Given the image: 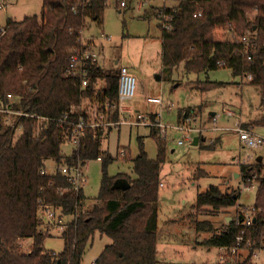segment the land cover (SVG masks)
<instances>
[{
    "label": "trees",
    "instance_id": "obj_1",
    "mask_svg": "<svg viewBox=\"0 0 264 264\" xmlns=\"http://www.w3.org/2000/svg\"><path fill=\"white\" fill-rule=\"evenodd\" d=\"M174 1L171 7L154 8L161 32L162 69L171 74L175 67L183 65L185 73L199 75L220 67L217 61L225 60L223 66L229 67L233 75L250 74L249 83L258 88L263 109L251 119V124L264 127V0ZM106 2L42 0L40 14L24 15L21 19L7 17L0 30V105L7 103L6 93L10 92L14 97L11 107L49 118L38 124L33 117L21 116L13 124H6L0 112V264H81L96 232L111 241L94 258V264H158L157 201L165 151L156 131L150 130L157 143L154 158L148 156L138 137L139 150L131 158L136 175L132 178L124 173L108 174L113 157L107 149L103 150L104 130L85 126L80 145L74 148L69 125L59 120L65 113L70 122L82 119L87 123L94 118L93 106L104 110L110 105H114L111 116L120 118L118 68L102 69L96 60L89 59L86 86H82L80 77L66 74L73 49L83 47L79 38L86 20L101 25ZM167 24L169 28L165 27ZM218 28L235 37H216ZM245 35L248 43L241 40ZM99 79L102 85L97 86ZM198 83L202 84L201 90H208L224 82L200 78ZM183 114L179 112L177 117H184ZM64 146L70 150H64ZM100 155V184L90 206L84 205L83 189L74 192L64 174L40 171L49 159L56 164H73ZM260 161L255 174L264 169ZM247 167L242 164L240 169L243 178L250 179L253 167ZM118 177L126 178L130 186L125 190L113 188ZM238 196L237 190L225 192L210 184L197 193L193 207L198 211L204 206L219 210L235 206ZM42 203L55 206L64 217L71 216L64 223V245L59 252L43 248L44 237L50 231L43 228L36 214ZM252 206L255 221L242 236L249 237L254 246L264 245L262 174ZM189 220L196 231L211 233L202 241L209 246L233 245L242 229L234 218L217 228L194 215ZM26 238H31L28 250L21 245ZM223 264H247V256Z\"/></svg>",
    "mask_w": 264,
    "mask_h": 264
},
{
    "label": "rangeland",
    "instance_id": "obj_2",
    "mask_svg": "<svg viewBox=\"0 0 264 264\" xmlns=\"http://www.w3.org/2000/svg\"><path fill=\"white\" fill-rule=\"evenodd\" d=\"M0 4V26L5 24L7 17L21 19L24 15L40 14L42 9V0H0ZM174 4V0H127V5L120 7L118 0H107L102 24L99 26L94 20L87 19L83 36L93 35L97 38L99 61L105 66L117 67L124 63L139 68L141 65L148 72H143L144 77H148H143L147 82L143 92H138L139 78L133 73L137 79V89L133 101L128 104L134 109L146 113L158 111L156 105L147 102L148 95H161L165 100L173 102L170 110L161 111V121L167 126L165 134L162 135L153 128L165 151V161L160 169L162 184L159 185L157 201L158 264H223L219 261L217 246L207 249L202 244L196 245V237L204 238L211 233H195L194 223L192 224L189 217L194 215L198 220H209L213 227L217 228L226 222L225 216H232L235 210L240 208L252 207L258 180L261 174L264 175V169L260 173H254L259 167L256 165L258 156H261V167H264V146H244L238 133L232 128L237 121L251 124V119L261 114L263 109L260 106L258 88L249 83L248 75L235 76L229 67L220 66L199 75L185 73L183 65L175 67L171 74L160 69V48L157 39L159 20L154 8L171 7ZM216 37L226 39L235 36L225 29L218 28ZM115 59H119V63H115ZM156 76L161 77V80L156 79ZM171 76L172 81L169 78ZM200 78L224 83L218 87L201 90L202 84L198 83ZM177 82L180 84L175 86ZM224 108L232 110L233 114L222 112ZM179 112L184 113L183 116L191 115L197 120L196 125L204 129L213 125L209 120L211 113H219L216 126L222 127L223 130L194 132L191 133L192 138H203L197 145L188 140L178 144L177 140L181 138L182 133L172 128V125L182 120V116L177 117ZM118 127H113L108 138L105 135L102 141L103 148H107L113 157L107 172L109 175L124 173L134 178L136 175L132 170L131 158L138 153V137L142 138L143 147L151 158L156 156L157 143L155 137L150 135V126L122 123L120 128ZM254 131L264 136L263 127L255 126ZM211 143L213 145L208 146ZM121 149L125 151L124 155L119 154ZM46 162L51 163V159ZM242 164L248 166L247 168L253 167L252 178H243L240 169ZM84 165L85 182L82 189L85 205L90 206L99 189L101 161L89 159ZM243 183L249 187L243 188ZM210 184L218 185L225 192L237 190L240 196L238 203L243 205L219 210L204 206L199 211L196 210L193 204L196 203L197 192L207 189ZM44 232L48 234L47 231ZM110 241L108 236L96 232L83 253L81 264L93 261ZM30 242L27 240L25 244ZM63 245L61 231L51 228L50 234L44 237L43 248L59 252ZM22 248L25 250L24 246ZM231 259L226 257L225 260ZM258 264H264V254Z\"/></svg>",
    "mask_w": 264,
    "mask_h": 264
},
{
    "label": "built area",
    "instance_id": "obj_3",
    "mask_svg": "<svg viewBox=\"0 0 264 264\" xmlns=\"http://www.w3.org/2000/svg\"><path fill=\"white\" fill-rule=\"evenodd\" d=\"M118 4L120 7H124L126 4V0H118ZM0 7L1 4H0ZM199 14V13H198ZM196 15V14H194ZM163 17H167V15H163ZM165 27L169 28V24L165 25ZM2 27H0V30ZM85 38L83 36V31H81V36L79 38L80 43L83 45L81 49L74 48L72 54L70 55L68 66L66 69V74L71 76H78L81 79L82 86H86L88 84V80L86 78V63L90 60H97V54L93 50L89 49L85 44ZM242 41L248 43V37L245 35L241 38ZM247 59H251V56L248 55ZM217 63L221 66L226 64L225 60H218ZM118 82H117V95H118V109L119 111H123L125 109L126 103L131 100L135 94L137 89V79L135 75L129 70V68L125 65H120L118 67ZM248 77L251 78V75L248 74ZM97 95V91L95 92ZM13 96L10 92L6 93V99L8 100L5 105H0V112L3 114V120L6 124H13L14 119L16 117L21 116H30L36 119V122L43 123L47 121L49 118L46 116H41L35 113H30L24 111L22 109H15L11 107V102L13 101ZM148 102H153L158 106V111L154 114L145 113L135 111L134 117L132 120L128 119L126 116H121L119 119H114L112 114V107L114 105L106 106L104 110L97 109V106H93L92 110H94V118L85 123L82 119L77 120L76 122H70L67 119V116L64 114L59 118L60 123H67L70 127V143L72 147H79L80 138L83 135V130L85 126L98 127L104 131L109 128H113L119 126L122 123L135 124V125H144L150 126L151 128L157 129L160 131L162 135L165 134L166 125L161 121L160 115L163 109L170 110L173 107V102L170 100H165L161 95L159 96H148L146 98ZM228 115H232V110L224 108L222 111ZM219 113H213L211 115V121L213 122L212 126L208 128H202L196 125L197 120L192 118L191 115H186L183 119L177 122L175 125H172V128H176L179 130L182 135L181 138L177 140L178 144H182L184 140H188L190 142L193 141L191 133L199 132L201 133L203 130H214L217 131L220 127L216 126V120L219 117ZM195 120V121H194ZM254 125L247 123L243 125L241 122L237 121L234 129L238 135L239 140L244 146L248 147H260L264 146V136L258 134L254 131ZM18 129H21V124H19ZM212 141V140H211ZM120 155H124L125 151L123 149L119 150ZM101 155L97 157V159H101ZM87 161V160H86ZM78 160L77 162L70 164L67 162H63L61 164H56L53 160L51 163H46L41 168V173L49 174L55 171H59L64 174L68 181L71 184L74 192L78 193L80 189H82L83 184L85 182V173L83 170L84 164L86 163ZM252 178V176L250 177ZM162 184L161 182L159 185ZM243 188H248L249 185L242 184ZM85 205V204H84ZM253 206L251 208H240L237 210L234 219L240 226L242 227L240 233L236 236V240L233 245L226 246L220 245L219 249V261L223 263H233L238 258H242L247 256V264H258V261L264 254V245L254 246V242L249 238H243L242 233L244 229L251 226L253 221ZM38 219L41 221V225L46 229L58 228L61 232L65 228V221L69 219L61 215L58 208L51 204L42 203L38 206L37 209ZM63 219L60 221V219ZM71 217V216H70ZM246 252V254H243ZM226 257H231V260H225ZM235 258V260H233ZM93 261L88 264H94Z\"/></svg>",
    "mask_w": 264,
    "mask_h": 264
},
{
    "label": "crops",
    "instance_id": "obj_4",
    "mask_svg": "<svg viewBox=\"0 0 264 264\" xmlns=\"http://www.w3.org/2000/svg\"><path fill=\"white\" fill-rule=\"evenodd\" d=\"M141 4V3H140ZM97 23V22H96ZM99 26H100V24H98ZM158 26V25H157ZM2 27V26H1ZM158 37H157V39H158V41H159V48H160V51L158 52V56H159V66H160V69H162V62H161V49H162V40H161V32H160V29H159V27H158ZM85 38V44L87 45V47L89 48V49H91V50H93L94 52H96V54H97V60H96V62H97V65L98 66H100L102 69H106V70H108V69H117L120 65H125V66H127L128 68H129V70L132 72V73H136V76L139 78V86H138V92H143L144 90H145V85H146V81H145V79L144 78H148V77H144L145 75L143 74V72H147V71H145V68L144 67H142L141 65H140V69L139 68H137V67H134L133 65H131V64H119V65H117V67H109V66H105L104 65V63L102 64L100 61H99V50H98V40H97V38L96 37H94L93 35H89V36H86V37H84ZM115 63H119V59H115V61H114ZM175 69V68H174ZM173 69V70H174ZM134 73V74H135ZM148 73V72H147ZM190 74V73H189ZM144 77V78H143ZM156 79H158V80H161V77H159V78H157V77H155ZM170 79H171V81H172V76L171 77H169ZM188 82V81H187ZM178 84H180V82H177V84L175 85V86H177ZM100 85H102V79H99L98 81H97V86H100ZM188 86V85H187ZM148 96H152V95H148ZM148 96H146V98L148 97ZM134 98V97H133ZM133 98L131 99V100H129L127 103H126V105H125V109L123 110V111H120V117L123 115V116H126V117H128V119H130V120H132L133 119V117H134V114H135V111H139V110H137V109H134L130 104H128V103H130V102H132L133 101ZM148 102V101H147ZM149 103H153V102H149ZM154 105H156L155 103H153ZM201 104V103H200ZM157 106V105H156ZM158 107V106H157ZM139 112H141V111H139ZM146 113V112H145ZM155 112H150V114H154ZM213 113H211V115H212ZM178 116V115H177ZM184 116H186V114L184 115ZM183 119V118H182ZM209 120L211 121V116H210V118H209ZM177 122H179V121H177ZM216 124V123H215ZM122 124H120L119 125V127L118 128H120V126H121ZM264 128V127H263ZM111 130H112V128H109L108 130H107V132L103 135V138L105 137V135L107 136V138H108V136H109V134H110V132H111ZM223 129H222V127H220V129L219 130H217V131H222ZM198 137V140H197V143L196 144H194V145H197L198 144V142H200L201 140H203V138H199V136H197ZM218 140H219V138H218ZM102 141H103V139H102ZM192 144H193V141L191 142ZM121 147H124V146H121ZM66 148V150H70L69 149V147H65ZM107 149V148H106ZM103 150H105L104 148H103ZM126 150H128V149H126ZM173 150V149H172ZM129 151V150H128ZM235 173L237 174V172L235 171ZM161 182V181H160ZM164 184V183H163ZM200 192V191H199ZM198 193V192H197ZM197 195V194H196ZM239 198H240V196H238V199H237V203H238V201H239ZM240 203H238V205H235L234 207H239L240 205H243V204H240ZM194 205V204H193ZM230 207H233V206H230ZM226 208H228V207H226ZM222 209H225V208H222ZM237 211L235 210V213H236ZM235 213H233V215L232 216H225L224 218H225V221L227 222V221H229V220H231L232 218H234V216H235ZM194 231H195V233L197 232V233H201V232H203V231H200V232H198V231H196L195 229H194ZM195 235V234H194ZM193 235V236H194ZM210 235V234H209ZM208 236H205L204 238L203 237H196L195 238V243H196V245L197 244H202V245H204V246H206V248L207 249H210V246L209 245H205V244H203L202 243V241L205 239V238H207ZM31 238H26L25 239V241H27V240H29V241H31L30 240ZM24 240V239H23ZM23 240L21 241V244L25 247V250H28L29 249V247H30V245H31V242L29 243V244H25V241L23 242ZM196 245L194 246V247H196ZM22 246V247H23Z\"/></svg>",
    "mask_w": 264,
    "mask_h": 264
},
{
    "label": "water",
    "instance_id": "obj_5",
    "mask_svg": "<svg viewBox=\"0 0 264 264\" xmlns=\"http://www.w3.org/2000/svg\"><path fill=\"white\" fill-rule=\"evenodd\" d=\"M157 78H159V76H156ZM198 140V137L195 136L193 139V144H196ZM257 160L260 161L261 160V156L257 157ZM130 186V183L128 182V180L124 177H118L114 180L112 187L113 188H120L122 190L127 189ZM253 221H255V217H253Z\"/></svg>",
    "mask_w": 264,
    "mask_h": 264
}]
</instances>
